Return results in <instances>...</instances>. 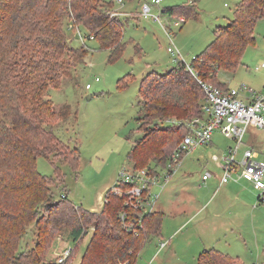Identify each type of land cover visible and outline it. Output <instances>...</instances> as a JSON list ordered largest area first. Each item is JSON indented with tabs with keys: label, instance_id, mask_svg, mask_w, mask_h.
Returning a JSON list of instances; mask_svg holds the SVG:
<instances>
[{
	"label": "rangeland",
	"instance_id": "rangeland-1",
	"mask_svg": "<svg viewBox=\"0 0 264 264\" xmlns=\"http://www.w3.org/2000/svg\"><path fill=\"white\" fill-rule=\"evenodd\" d=\"M110 1H114L116 11L126 12L123 17L127 18L123 36L126 48L116 60L110 59L109 49L101 48L94 40L87 39L82 30L85 44L80 40L74 29L75 24L69 27L75 21L72 9L70 16L64 19L68 39L75 46H85L88 51L82 63L78 64L74 57H70L69 75L61 87L51 89L50 94L56 106L69 104L72 113L77 116V120L73 116L67 122H59L56 132L69 145L79 147L78 164L73 166L62 155H58L55 158L59 165L57 169L49 159L38 157L37 170L54 180L49 184L46 198L40 201L39 213L27 226V234L22 237L19 250L23 253L34 252L37 245L38 249L41 247L39 243L44 236H48L43 234V227L47 219L51 221L55 217L54 211L50 216L51 205L58 204L61 199L68 197L78 206L100 212L106 193L114 187L121 169L135 165L128 154L134 140L142 137L145 132L159 136L148 143H154L153 148L157 146L153 152L156 159L171 149L165 144L170 141L175 143L180 137L179 132L174 131L175 127L168 126L172 125L168 120L181 116L174 114L162 120H147L141 128L145 131L141 130L138 121L141 80L154 70L165 74L180 60L192 62L212 42L216 27L226 26L234 18L240 0H163L154 11L163 14L164 18H170L174 31L171 46L178 49L179 56L168 51L170 43L164 28L152 18L139 14L143 0H126L122 7L115 0ZM186 5H195L193 11L196 9L200 14L199 17L187 16V21L181 25L175 24L174 15L161 11L163 8L179 9ZM176 14L182 15L181 12ZM255 36L256 42L247 46L239 67L233 71L220 70L217 81L231 88H239L244 84L257 91L263 89L264 69L257 70L256 67L264 62V18L258 21ZM123 78L128 83L121 86L120 80ZM199 78L217 85L210 77ZM87 83L91 84V88L86 87ZM202 97L201 92L200 100ZM158 129L166 130L154 134ZM159 144H163V152ZM235 145L234 140L215 131L212 144L199 146L184 156L178 171L158 201L157 210L166 201L162 232L152 236L134 264H199L200 252L209 248L228 253L235 260L234 264H264V201H259L258 191L244 179L231 180L216 190L218 178L223 174L220 166L223 160H214L213 157H224L229 154V148ZM247 147L264 152L263 129L254 126L248 128L240 146L239 157ZM144 164L158 167L160 162L149 159ZM144 164L140 162V165ZM206 170L213 171L215 175L204 183L202 175ZM153 191L159 192L160 187L155 186ZM4 197L2 195L0 199L5 200ZM14 197L10 202L14 204L15 213L22 210L21 203L31 198L30 194L26 196L22 192ZM16 221L14 217L6 221L7 229H12ZM72 226L66 220L65 224L57 228L56 237L49 240L50 244L45 237L44 242L48 244L44 250L47 251L44 254L45 260L38 264H58L66 247L75 248L67 263H81L95 227H86V236L77 245L72 242ZM163 242H167L165 247H161ZM133 260L126 261L132 264ZM0 264L8 263L0 257Z\"/></svg>",
	"mask_w": 264,
	"mask_h": 264
},
{
	"label": "trees",
	"instance_id": "trees-1",
	"mask_svg": "<svg viewBox=\"0 0 264 264\" xmlns=\"http://www.w3.org/2000/svg\"><path fill=\"white\" fill-rule=\"evenodd\" d=\"M194 8L195 5H186L166 10L175 14L179 10L187 20V16L199 17L200 13L196 9L193 11ZM71 9L75 30H82L87 39L109 49L111 60L122 55L126 48L123 36L127 18L113 14L114 1L0 0V196L5 195V200L0 199V257L8 264H38L45 260L47 251L44 250L51 243L49 240L56 237L57 228L66 220L73 225L70 234L77 245L86 236V227H95L80 264H121L132 261L133 256L131 263L134 264L143 247L162 229L164 213L156 210L146 216L140 236L127 232L118 217L126 208V197L117 196L111 188L106 193L108 202L100 212L78 206L68 197L52 204L49 212L51 216L54 211L55 217L51 221L47 219L43 227V234L48 236L39 243L41 247L38 249L37 245L34 252L29 253L19 250L27 226L35 220L40 201L46 198L49 184L54 180L37 170L38 157L49 159L57 169L55 158L58 155L73 166L78 164L79 147L69 145L56 132L59 122H67L73 116L77 120V116L69 104L56 106L50 94L51 89L60 88L69 75L70 57L79 64L84 62L88 51L85 46H75L68 39L64 19L70 16ZM262 18L264 0H240L234 18L226 26H217L212 42L193 58L191 65L195 74L210 77L227 90L225 83L217 81L218 74L222 69L233 71L239 67L247 46L256 42L255 28ZM124 79L120 80L121 86L128 83ZM201 92L203 100V89L185 61L180 60L165 74L155 70L147 73L140 84V129L147 120H162L174 114H179L181 118L177 119L183 120L202 116ZM168 126L175 127L180 137L175 143L165 144L172 149L188 133V128ZM159 130L166 129H158L154 134ZM154 137L159 138L145 132L134 140L128 158L135 162V167H146L149 162L144 163L149 159L163 163L176 147L156 159L153 152L157 146L148 145ZM158 147L163 152V144ZM19 192L30 194L31 198L21 203L22 210L15 213L10 201ZM13 217L17 221L12 229H7L6 221ZM45 237L48 244L44 242ZM74 252L75 248L69 259ZM198 262L234 264L235 260L219 249L209 248L201 252Z\"/></svg>",
	"mask_w": 264,
	"mask_h": 264
},
{
	"label": "built area",
	"instance_id": "built-area-1",
	"mask_svg": "<svg viewBox=\"0 0 264 264\" xmlns=\"http://www.w3.org/2000/svg\"><path fill=\"white\" fill-rule=\"evenodd\" d=\"M118 6L122 7L125 0H115ZM163 0H143L139 14L145 18H152L158 22L165 30L170 46L168 51L179 56L173 43L174 31L171 27L170 18L163 14L155 13L154 9L160 7ZM168 12L166 8L161 10ZM176 17L175 24L181 25L186 21L183 15L168 12ZM114 15H125L126 12L114 10ZM73 27V23L69 27ZM80 40L86 42V38L80 29L76 30ZM94 37L91 36V39ZM87 44V43H86ZM189 71L196 76L198 83L204 92V103L202 106L203 115L190 119H171L168 122L172 125H183L188 128V133L177 144L170 156L160 163L158 167H124L119 172V176L113 187V192L117 196L126 197V208L121 210L118 217L124 229L140 236L145 227V218L149 213L157 210L158 201L162 191L166 188L172 176L178 171L184 156L199 146L213 143V134L220 131L230 139L234 140L235 147L229 148V154L224 157L215 155L214 160H223L220 164L223 174L219 177L220 184L229 183L231 180L244 179L250 182L258 191L259 201H264V152L254 147H247L238 156L240 146L249 127L254 126L264 130V87L257 91L246 85L239 88H227L224 90L218 85L208 83L200 79L194 71V67L187 63ZM257 70L264 69V62L257 65ZM99 80V77L97 78ZM87 88L91 84L87 83ZM161 167V169H159ZM215 173L206 170L202 175L203 182H207ZM155 186L160 187L159 192H154ZM108 202L105 197L106 204ZM167 242H163L161 247H165ZM74 248L66 247L64 253L60 255L57 263L68 264V259ZM122 264H130L128 261Z\"/></svg>",
	"mask_w": 264,
	"mask_h": 264
},
{
	"label": "crops",
	"instance_id": "crops-1",
	"mask_svg": "<svg viewBox=\"0 0 264 264\" xmlns=\"http://www.w3.org/2000/svg\"><path fill=\"white\" fill-rule=\"evenodd\" d=\"M176 12H177V13H180L181 11L178 12V10H177ZM181 14L184 15V16H186L185 14H183V12H181ZM230 20H231V19H230ZM186 21H187V20H186ZM229 22H230V21H229ZM221 82H222V81H221ZM222 83H224V82H222ZM225 84H226V83H225ZM227 87L229 88L228 85H227ZM263 87H264V86H263ZM233 181H237V180H233ZM204 183H206V182H204ZM227 184H229V183H226V184L221 185V184H220V178H218V186H217V189H216V190H218V188H220L221 186H224V185H227ZM216 190H215L214 194L216 193ZM214 194H213V195H214ZM165 203H166V201H165ZM165 203H163L162 205H160V207H161L160 210H157V211H161V212H163L164 215L166 214V213H165V210H163L164 207H165ZM161 232H162V229H161ZM160 234H161V233H160ZM160 234H159V235H160ZM203 250H204V249H203ZM203 250H202V251H203ZM202 251H201V252H202ZM201 252H200V254H201ZM227 254H228V253H227Z\"/></svg>",
	"mask_w": 264,
	"mask_h": 264
}]
</instances>
